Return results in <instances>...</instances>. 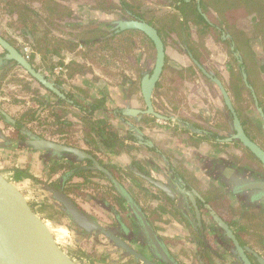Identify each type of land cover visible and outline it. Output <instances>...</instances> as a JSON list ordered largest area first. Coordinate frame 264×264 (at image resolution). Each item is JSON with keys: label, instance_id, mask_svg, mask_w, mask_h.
<instances>
[{"label": "flooded vegetation", "instance_id": "af4514ba", "mask_svg": "<svg viewBox=\"0 0 264 264\" xmlns=\"http://www.w3.org/2000/svg\"><path fill=\"white\" fill-rule=\"evenodd\" d=\"M87 1L88 0H84L83 3L87 2ZM115 1L119 3V0H115ZM130 1H132L133 4H135V6H133V11L135 13H132L131 11L125 10V9L121 10V8H122L121 5H118L115 8L117 10V12H112L111 14H109L110 18H108V20H107L110 23H112V26L105 27L104 24H102V22H101L100 25L103 27H100V28H103V29L107 28L108 30H111V27H114L116 30L117 22L121 19H131V18L144 19V20L150 22L151 24H153L154 26H156V28L159 30V32H160V34L164 40L165 48H166V64H165L163 73L161 75V78L158 81L157 86L154 90L153 100H154V106H155L156 110H158L159 112H161L162 114L167 116V118H159V117H157L153 114H150V113H138L137 115L146 114L148 124H150L151 122L154 123V121L156 122V119H157V120H160L163 122H170V123L176 122L177 124L178 123H184V125H188L190 128H193V126H194L195 128L201 129V130L196 129V132L194 131V133H191L190 129L186 128V129L182 130V133L185 136L186 135H189V136L191 135L192 137L194 136L196 138L195 139L196 143L210 145V148H213L216 146V143H217L216 139L218 137L224 143L237 141L238 142V143L236 142L237 145L244 146L239 140H233V141H227L226 140L234 132L232 113H231L230 109L228 108V106L226 105L224 96L222 94V91H221L219 85L213 79L209 78L206 74H204V72L195 63L194 59H197L209 72H211L212 74H214L215 76H217L218 78H220L222 80V82L224 83L225 87L227 88V90H228V92H229V94H230V96L234 102L236 110L238 111V114L240 116L241 104H240V101L238 100V98L241 97V95H244L245 92L243 93V91H245V90L250 92L251 95L254 96L253 90L249 87V85L253 86V89H254L256 95H258L257 89L260 86L258 85V87H257V84H255L256 82L254 81L252 75H253V73L260 74V72L264 71V68H262L259 64H257L255 61V58H253L252 55L254 54V52L252 53L250 51L249 47L245 46L244 44H243L244 46L241 45V47H239V49L237 50L235 47L236 42L230 41V39H229V37L231 36L230 33H226L224 31L222 33H220L219 31H217L214 28H211L210 31L202 34L203 36H199V38L194 37V36H198L197 34L200 35V33H198L197 26H194L193 28H186V29L184 28L183 29V31L181 32L182 33L181 37H182V40L184 42V46L181 47L178 45L176 40H173V38H172V35H175V33H177V34L179 33L178 31H175V30L171 31L170 35L169 36L167 35V33L169 34V28L170 27H174L176 29L179 27L180 30L183 27H185V25H180L178 22V19L175 18V17L179 16V11L174 7V0H139V2L138 1L136 2L133 0H130ZM71 4H73V3H70V5ZM75 4L79 5L78 2H76ZM136 4L137 5L139 4V7H137ZM146 4H148L149 6L155 7V11L150 12L149 10L145 9ZM84 8L85 9L83 12L86 16H83V14L81 15V14L76 12L74 16H72L68 19L72 22L82 23L81 24L82 26H80V27L86 28V30L88 32L87 31H85V32L89 35H93L95 33L92 30L93 25L92 24L89 25V23H91V22L89 20V16L86 14V13L89 14V12L91 10H89L87 8V6L86 7L84 6ZM136 12H145V14L142 17V16H138L136 14ZM207 14L210 16L211 20H213L217 24L219 23L218 20L214 16L210 15L209 13H207ZM254 17H255V15H254ZM96 19H99V18H96ZM181 19H182V17H181ZM83 21L86 23H84ZM94 21H92V23L96 22V21L95 22ZM97 21H99V23H100V20H97ZM8 24H9V22H8ZM94 26H98V25H94ZM58 27H60V26H58ZM71 29H73V28H71ZM71 29L69 27V31H73ZM235 29H236L235 30L236 35H239V37H238L239 40H241L243 42H244V40L247 41L249 36L247 33H245L242 30V29H247V28L244 27V25L241 23V25L240 24L237 25ZM62 30H65V29H62V27H61L60 31H62ZM125 30H135V31L132 32L133 34H130L133 37L132 41L127 40V41L123 42V44L121 45L123 48V51L121 49L123 57L118 53L121 56V59H120L121 63H119V66L121 68L126 69V63H128V62H125V60H122V59H124V55H126L125 52H126V49L128 46H130L131 48H136L137 54L140 52H143V49L137 48V45H138L137 44V38H138V35H141V37H142V35H144V38L151 45L150 49L154 48V50H155V56L151 59V65H150V68L148 71V72H150L154 67L155 57H156V49H155V45H154L153 41L141 30H138V29H125ZM14 31L17 32L18 36L19 35L21 36L20 42L19 41L18 42L13 41L12 39H9V36L3 34V32H1L0 34H2L4 37H6L8 40H10L15 46H17L18 49H20L22 51V53L26 56V58H28L32 62V64L38 70H40L42 73H44L50 80L55 82V84L65 94V97L59 96L42 84L48 90L47 98L53 103V105L51 107L41 105L37 101L38 96L35 93V91L31 88L32 86L27 87V85H32V83H35L36 87H39L41 85V83L38 80H36L35 78H33V76L30 73H28L21 65H18L16 63L22 70H24L25 76H28L29 78H31V81H24L23 82V87H24V91L29 93V99L33 102H36L38 104V106L37 107H33L31 105L26 106L28 99H26V98L23 99V98L17 97V102L18 101L21 102V103H19V105H17V107L20 106V108L16 110V111H19V115H14L10 110L4 109V107L0 104V120H2L4 123V127L3 128L0 127V132H2L4 135H6L8 137V140H5L2 136H0V144L4 148L11 149L14 152H18V153H20L24 150H29L32 152L46 151L47 155H49L51 160L53 158V160L55 161V160H57L56 159L57 157L59 159L60 158L65 159L64 160L65 164H61V166L64 165V167L67 170V175L65 177V180L63 182H60V183L57 181H54V182H50V184H49V182H47V184H48L47 190H46L47 196L51 197L57 204H60L57 200L54 199L53 193L50 190V187L63 189L66 193H68L70 195V193L68 191L67 184H69L70 181H72L75 176L84 177L85 182L90 181L89 180L90 176L98 177L100 179L104 178L110 184L109 189L111 191V196H113V200L118 205L120 212L121 213L127 212L129 214V219H130L129 226H127L126 223L121 222L120 224L122 225V227L120 228V230H119V228H116V227L110 228V229L115 230L120 235V237H122L124 240H126L132 247L137 249L139 252L143 253L150 260H152L154 262H158L160 264H168L161 257H159V256L157 257L155 255L154 250H152V247L148 243V240H147V237H146V234H145V231H144L142 225L139 224V218L133 212V210L131 209V207H130V205L126 199L125 200H126L128 208L125 210L122 209V207L119 204L116 197H120L123 195L119 192V190L115 186L114 182L111 180L108 173L97 168L94 160L91 158H79L78 156H76L74 154H71V153L66 154L63 152L59 153L56 150L36 149L28 142V139H30L32 137V135L50 138L52 140H55V141H58V142H61V143H64V144H67L70 146L79 147V148L89 152L90 154H92L100 162V164L102 166H104L108 171H110L113 174V176L125 187V189L128 191V193L134 199V201L143 209L149 223L152 225L154 230L157 232L158 236L162 240V242H163L165 248L167 249L168 253L170 254L171 258L174 261H176L177 264H245L242 257L238 253V248H237V245L235 244L234 239L228 235L227 231L225 230V228H223L221 226V224L217 220L216 216H219L220 218L223 219V221L226 224H228V226L230 227V229L234 233L235 237L239 241L240 245L243 247V249H244L246 255L248 256V258L250 259V261L253 264H264L259 260V255L264 258V205H263L264 202L260 204V206L258 208L259 210L255 212V213H257L255 218H257L259 220V221L256 220L257 227L249 230L247 225L245 226L243 224L238 223L239 225H241V227H240L239 225L235 224V223H237L236 221H233L234 216H236V218H241V219H243L245 217L240 215L238 213V211L236 209H234V207L231 204H229V202L227 200V195H228L227 193H231L232 190H231V192H228L226 190H219L216 188L217 187L216 184H213L214 182L205 183L204 180L202 179L203 176L199 177V175L196 176L195 174H192L191 173L192 170L188 166H185L182 168L181 167L177 168V166H176V167L172 168L173 174L175 175V177H177V181H179L177 183L178 189H176L170 183L164 181L163 179H161L158 176H156L155 174H153L150 169L141 168L139 165H137L138 169L137 168L123 169V168H121L115 164L110 163V162L106 163L103 160V158H101L97 154V152H95L94 150L83 148L82 146H80V144L71 141L68 137L71 134L77 135L79 137V139H82L85 142H86L87 137L88 138L90 137V138H92L93 143L96 145L95 148L96 147L98 148L97 151L100 149V151L104 152V154H107L108 151L110 152L111 148L106 146V144L104 143V139H108V135L97 131L98 128L96 129V131H90L88 129V124H89L90 120H91V122L97 123L98 121H100L102 119H107V121L110 124L108 129L112 130L111 129L112 123L110 122V119L105 117V116L96 118V114H100L99 110L94 111L93 113H90L89 111L83 110L82 108H80V106L76 105V102H82L85 104L86 101H84V100L81 101L79 99H80V97H81V99H86V98H83L81 95H78L79 97L76 98L75 94H73L71 92L70 93L65 92L64 89L61 88V85L57 82V80L54 79V76H53L54 74H56L57 77L63 76L64 72L67 70V66H65L64 63L56 62V64L53 67H47V68H44L42 70L39 69L34 64L35 63L34 61H35L37 54H40V53L33 47L31 42L26 38L25 35L20 34L19 31L15 30V29H14ZM65 31H67V30H65ZM54 32H56V31L54 30ZM116 32H120V31H116ZM58 33H61V32H58ZM207 35L210 38H207V37L205 38V36H207ZM77 39H79V38H77ZM211 39H212V42L214 44H216V42H215L216 39H218L219 42H221V43H228L229 44V50L224 51V54H226L227 59H225L221 63L217 60V58H212L213 60L215 59L213 62L214 66H210L207 62L208 60L211 61L207 55V51L209 52V49H211V44H210L211 42H209L208 40H211ZM169 40H172V41H170V43L172 42L171 44L174 47L179 48L180 50L178 49V52H180L183 56H185L187 58V60L189 61V63L186 62L187 65H182V64L176 62L174 66L171 65L172 68L167 67L168 66V60H169L168 54H167L168 43H169L168 41ZM196 43L200 44V50L202 53V57H199L197 55V53H195L194 49L191 51L189 48L190 46H195ZM25 45H27L29 47V49H30L29 51L25 50ZM73 48H77V46L76 45L70 46L68 48H65L64 50L73 49ZM2 50H3L4 56H5L6 51L3 48H2ZM63 51L60 54H62ZM80 52H82V51H80ZM110 54L111 53H109V55ZM115 55H116V53H115ZM204 55L207 56L206 59H205ZM230 55H231V58L234 60L233 62L232 61L230 62V60H229ZM149 56L151 57L150 54H149ZM251 56H252V58H250ZM131 58H132V54H131ZM250 59H252L251 62H250ZM244 60H245V64H242L241 62H244ZM9 62H15V61L9 60ZM193 64L196 66V69H194L195 72L191 71V67L193 66ZM167 69H169L171 72V78L177 82L179 81V83H184V81H188V80L192 81V82L194 80H196V82L199 83V81L201 80L200 78H205L207 80H210L215 85V87H217L218 91L220 92V96L222 98V101L224 103V108H223V110L225 111L224 115H223L224 119H225L224 123H227L226 119L228 121V118H230L232 129L231 130L226 129L225 127H222V126L218 125V123H216L215 118H216V115L218 113L217 110H216V112H212V111H209V112L208 111H202L201 112V111H199L198 113L191 111V114H182V113H179L177 111L179 103L175 104V101L172 98H168V100H169L168 110H165V109H167L166 107L164 109H159L157 104L161 100H164L166 95H170L173 98L176 97V96H173L174 94H170V91H172L173 89L176 92L182 93L183 96H185L188 99V97H187L188 92L186 90H184L183 87H176V85L175 86H173V85L168 86L167 88H165L166 91L164 93L161 90L159 91V88L161 87L160 85H161L162 80H163L162 78H164L165 71H167ZM180 72H182V74ZM244 73L247 74V81L244 78ZM183 75L188 76V77L186 79H184ZM249 77H251V79H249ZM196 82H194V83L198 84ZM260 88H262V87H260ZM78 90H79V88H78ZM1 91H3V90H1ZM168 91H169V94H168ZM202 91L204 93L206 91H208V85L206 83H205V86L203 87ZM195 96H197L196 93H195ZM236 97H237V100H236ZM58 98H63L64 100H66V102L68 104L60 105L59 103H57ZM254 99H255V97H254ZM177 101H180V100L177 99ZM258 101H259V106L262 105V109L264 111V105L261 103L260 100H258ZM255 102H256V100H255ZM144 103H145V101H144ZM170 104H171V106H170ZM72 106L77 108L78 111L73 110ZM145 106H146V104H145ZM257 106H258V104H257ZM29 109L37 110L38 118L27 122L25 125L18 127V124H19L18 119H20L21 115ZM58 110L61 111L60 113L62 114L61 122L55 116L56 113L58 112ZM3 111L8 113L14 119V121L9 120ZM176 114H179V116H181V118H182L181 121H178L175 118H173V116H175ZM260 114L262 115L261 112H260ZM196 116L198 117L197 119H196ZM241 116H240V119H241V121L245 127V124L243 122V118ZM262 116L264 117V115H262ZM193 118H195V120H193ZM187 120L188 121L190 120L191 123L189 124L188 122H186ZM177 124H176V126L175 125L174 126L178 127ZM245 129H246V127H245ZM220 130L225 131L227 133V135L223 134L220 137L219 136ZM246 131H247V129H246ZM247 133H248V131H247ZM252 138L255 140L254 137H252ZM110 139H109V141H110ZM18 140H22L21 141L22 143L17 144ZM256 142H258V141H256ZM12 144L16 145V147H18L20 149L16 150L12 146ZM118 144H119V142H118ZM260 145L264 147V144H260ZM244 147L249 152H251L246 146H244ZM118 149L119 148H117V150ZM251 153H250V156H252V158H257L254 154L251 155ZM182 166H184V165H182ZM80 169L85 170V172H83L84 174H76V172ZM122 171L131 180V184L133 187L132 191L129 190L124 185ZM158 171H159V169H158ZM140 173H144L147 176H150L154 181L162 182L164 185L169 187L172 194H169L168 191H166L165 189H163L162 187L157 185L152 180L147 179L146 177L142 176ZM30 177L32 179H35L36 181H42L40 178L34 176L33 174ZM186 177H188V178H186ZM193 182L199 183L200 187H201V185L205 186V188L208 189V191H197L196 190L197 187H195L193 185L194 184ZM249 185H253V184L250 183ZM93 186L95 188L99 187V185H97V184H94ZM135 189L136 190L138 189V190L144 192L145 195L148 197V199H150L151 202L153 200L159 201L158 204L155 206L156 208L153 209L149 206L142 205L139 202V198L137 197V193L133 192V191H135ZM209 191H211V192H209ZM107 196H108V194H107ZM213 196L215 198H217L219 201L218 200H216V201L220 202L222 205H216L217 204L216 201L212 199V198H214ZM71 197L73 198V196H71ZM262 201H264V196H263V198H258V199H255V200H252L249 202L255 203V202H262ZM31 205L34 207V205L32 203H31ZM221 206L226 207V208H228V210L232 211V214L230 215V217H227V215L223 212L224 208H221ZM84 211H86V210H84ZM161 211L162 212L168 211V213L170 215H174V219L179 220L180 226L184 230L183 236L180 238V240L178 239V245L177 246H175V242L171 238L166 237L165 235H160L158 230H157V226L153 222V221H155L154 218H156L157 216L158 217L160 216L159 213ZM89 215L92 216L91 214H89ZM94 219L97 220L96 218H94ZM70 220H71V222H73L76 229L80 228L71 218H70ZM46 223L48 224V226L50 227V229L52 231H54V230L58 231L57 234L53 232L58 243H59V239H58L59 237L62 238L63 241H65V242L66 241L68 242L67 239H68V237H70V239H73L71 241H73L74 243H76L78 245V247H80L79 246L80 243L78 242L79 243L78 244L77 242L74 241V235L72 234L74 232L72 230H70L71 232H70V234H68V233H65V230L60 229L64 233V238H63L61 233L59 232V229H57L54 226V224H52V223L50 224L48 222H46ZM107 228H109V227H107ZM68 229H71V228L68 226ZM90 234H94V233H90ZM98 234H101V233H98ZM101 235H103V234H101ZM71 237H73V238H71ZM104 237L107 238L106 236H104ZM107 239L112 244H114V246L116 248L122 250L126 254L125 255L126 257H124V256L121 257V260L123 262L133 261L135 264L137 262H138V264H144L142 259H137L133 254H130L124 248L117 246L115 244V242H113L111 239H109V238H107ZM60 246L62 248L64 247V245H62V244H60ZM247 247L250 248V250ZM83 251L85 253L88 252L86 250H83ZM88 253L92 254L91 252H88ZM256 253L259 255H257ZM83 264H86V263H83Z\"/></svg>", "mask_w": 264, "mask_h": 264}, {"label": "crops", "instance_id": "0c3cea01", "mask_svg": "<svg viewBox=\"0 0 264 264\" xmlns=\"http://www.w3.org/2000/svg\"><path fill=\"white\" fill-rule=\"evenodd\" d=\"M37 5L39 6L38 3ZM65 20L60 21L55 19L59 23H64ZM60 26L64 28L66 24H61ZM51 33L59 34L53 30ZM76 46L77 48L66 49L62 54L53 56L54 61L64 63L67 66V70L63 76L57 77L54 74V79L57 80L65 92L70 93L71 91V93L75 94L76 98L79 97L78 95L86 98L81 99L80 97L79 100L86 101L85 104L87 105L98 100V97H100L98 94L104 92L102 95H105V105L108 110L106 113L99 111L100 114H96V118L105 116L110 119L112 123L111 129L119 140L117 141L119 142L117 146L119 149L116 153L108 151L107 154H104L100 149L97 151L98 148H95L96 145L90 137H87L85 142L79 139L77 135L71 134L68 136L69 139L80 144L83 148L94 150L106 163L110 162L123 169H138L137 165L141 168L150 169L153 174L170 183L176 189H178L177 183L179 181H177V177L173 174L172 168L176 166L177 168L188 166L192 170V174L199 175V177L203 176L202 179L205 183L214 182L213 184H216V188L219 190H226L228 192L232 190L231 193H227V200L240 215L245 217L241 219L234 216L233 221H236L237 223L235 224L237 225H247L249 230L256 228V220H259L255 218L257 214L255 212L259 210L260 204L264 201L255 203H250L249 201L263 198L264 187L249 184L264 181V167L259 160L252 158L250 152L244 146H239L234 141L224 143L218 137L216 139V146L213 148H210V145L207 144L196 143L194 136H185L182 133V130L186 128H189L191 133L196 132V129L201 130L194 126L190 128L188 125H184V123L163 122L157 119L156 122L148 124L146 114H131L129 111L131 108L144 109L146 107L141 91V79L149 71L151 65V59L146 58V52L137 54L136 48L128 46L125 52L126 55L122 59L128 62L126 63V69H124L119 66V63H121V56L119 55L121 49L117 50L115 55L113 49H104L98 45L89 47L84 45L82 41L76 44ZM172 49L174 53L171 54V64L174 66L178 62L182 65H187L184 62L185 56L174 48ZM109 53L111 54L109 55ZM167 54L169 57L168 50ZM225 59L227 57L224 53H221L220 58H217L221 63ZM34 62L41 70L51 65L48 60L43 59L41 54H37ZM167 67L172 68L169 65ZM24 73V70L17 64L5 59L4 52L0 46V104L2 103L4 109L20 108V106L16 107L14 105L17 102V98L11 100V96L8 93L15 94L19 98L28 99L26 106H38L36 102L29 99V93L24 91L23 82L31 81V78L25 76ZM162 79L159 91L161 90L164 93L166 91L165 88L170 85L183 87L192 97L185 100L186 106H191V111L197 113L200 110L209 112L205 107V103H208L206 102V94L198 84L189 80L179 83V81L177 82L172 78ZM31 86L33 90L36 88L35 83H32ZM195 87L198 89L195 90ZM73 88L76 92H72ZM86 92L90 94L88 97H86ZM195 93L197 96H195ZM168 98L174 99L172 96L166 95L165 99L161 100L165 102V107L167 108L165 110H168ZM101 100L104 101V99ZM18 103L21 102L18 101ZM72 109L78 111L74 106H72ZM182 110V107L178 105L177 111L182 113ZM173 118L178 121L182 119L179 114H176ZM251 119L253 118L251 117ZM186 122L191 123L190 120ZM249 123L246 120L245 127L250 136L254 137L260 144H264V132H258L262 138L252 133L255 127ZM176 124L178 127H175ZM0 127H4L2 120H0ZM229 128L231 130L232 125ZM219 133L220 137L223 134L227 135L223 130H220ZM47 157L49 155H47L46 151L32 152L24 150L18 153L4 148L0 144V170L25 193L29 201L34 205L36 212L46 222L54 224L57 229L65 230V233L70 234V230L74 232L72 233L74 241L79 242L80 247L73 241L72 244L66 241L67 245L63 248L78 264H135L133 261L123 262L121 257H126V254L116 248L103 235L98 233L88 234L81 228L76 229L60 204H57L51 197L47 196V182L49 184L54 181L63 182L67 175L66 168L64 165L61 166V164H65L64 158L59 159L57 157V160L54 161L53 158L51 160L50 157ZM32 174L42 181L32 179L30 177ZM122 176L124 185L132 191L131 180L123 171ZM89 178L90 181L85 182L84 177L75 176L67 184L70 195L73 196L84 210L104 226L109 228L116 227L119 230L122 227L121 222L129 226V214L127 212H120L118 205L113 200V196H111L109 182L104 178V180L92 176ZM193 183L197 187V191H208L205 186L201 185L200 187L199 183ZM94 184L99 185V187L95 188ZM133 192L137 193L139 202L142 205L153 209L156 208L155 206L159 201L153 200L151 202L145 193L138 189H135ZM212 199L218 200L215 197ZM218 201L215 204L222 205ZM221 208H224L223 212L227 217H230L232 211L226 207L221 206ZM159 214L160 216L154 218L155 221H153L157 226L159 234L171 238L175 242V246H177L178 239L180 240L184 234L179 220L174 219V215H170L168 211H161ZM68 226L71 229H68ZM239 226L241 227V225ZM82 249L92 254L85 253Z\"/></svg>", "mask_w": 264, "mask_h": 264}, {"label": "water", "instance_id": "95a60500", "mask_svg": "<svg viewBox=\"0 0 264 264\" xmlns=\"http://www.w3.org/2000/svg\"><path fill=\"white\" fill-rule=\"evenodd\" d=\"M125 29H138L144 32L154 43L156 49V57L154 67L150 72L144 74L141 79V91L146 104V108L138 109L131 108V114L150 113L159 118H167L164 114L156 110L154 106V90L158 81L161 78L166 64V48L164 40L159 30L150 22L140 19H121L117 22L116 31ZM0 46L6 51L5 59L13 60L18 65H21L33 78L38 80L45 87L53 91L59 96L65 97L62 90L50 80L44 73L38 70L32 62L26 58L17 46L10 40L0 34ZM195 63L209 78L213 79L220 87L224 96L226 105L230 109L233 116V134L227 138V141L239 140L246 146L260 161L264 167V147L256 142L247 133L234 102L220 78L209 72L197 59ZM244 78L247 81V74L244 73ZM249 87L253 90V94L258 104L262 115L264 111L259 106L258 97L252 85ZM6 117L14 121V119L5 111ZM5 140L8 137L0 132ZM28 142L36 149L56 150L57 152L71 153L79 158H91L94 160L96 167L109 174L111 180L119 192L128 201L131 209L139 218V224L142 225L148 243L154 250L155 255L161 257L168 264H177L174 261L162 240L149 223L143 209L134 201L125 187L108 171L100 162L89 152L75 146H70L50 138H45L37 135H32ZM147 179L152 180L157 185L172 194L169 187L160 181H154L150 176L140 173ZM253 185L264 186V181L253 182ZM53 197L60 203L63 211L86 233H101L111 239L115 244L133 254L137 259H142L144 264H160L147 258L143 253L132 247L126 240L110 228H107L102 223L95 220L86 211H84L76 201L63 189L51 188ZM217 220L228 235L232 237L238 248V253L242 257L245 264H253L246 255L243 247L235 237L234 233L222 218L216 216ZM248 248V247H247ZM250 250V248H248ZM257 254V253H256ZM259 255V254H257ZM259 260L264 263V258L259 255ZM0 264H78L57 242L54 233L46 223V221L36 212L30 201L27 199L24 192L9 178H7L0 170Z\"/></svg>", "mask_w": 264, "mask_h": 264}, {"label": "trees", "instance_id": "16d2710c", "mask_svg": "<svg viewBox=\"0 0 264 264\" xmlns=\"http://www.w3.org/2000/svg\"><path fill=\"white\" fill-rule=\"evenodd\" d=\"M34 1L35 0H0V4L2 3V8L9 16V25L15 30L19 31L20 34L26 36L33 47L42 55L43 59L48 60L51 63L50 67H53L56 64V61L53 60L54 55H60V53L65 48L74 46L81 41L86 46L92 47L98 45L104 49H113L116 53L119 48L123 51L121 46L123 42L127 40L132 41L133 39L132 35L130 34H133L132 32L135 30H123L116 32L114 27H111V30H108L107 28H100L103 27L100 25L101 22L105 27L112 26V23L107 20L110 18L109 14L112 12H117L115 8L118 5H121V10L125 9L135 13L133 11V6H135V4H133V2L130 0H119V3L115 0H88L85 3H83V0H79L77 2L80 4V6L76 5L75 3L71 5L68 4V0H37L39 6L34 4ZM133 1L139 2V0ZM84 6H87V8L91 10L89 14L86 13L89 16L91 23L94 20L101 21L99 24H96L98 26H94L95 24H92V30L95 32L93 35L87 34L85 32L87 30L84 27L79 29V26H82V23L72 22L68 19L74 16L76 12L86 16L83 12L85 9ZM136 6L139 7V4H136ZM174 7L179 11V16L177 15L178 17L175 18L178 19L180 25H185V27H183L181 30L179 27L177 29L170 27L169 34L167 33L168 36L170 35L171 31L175 30L182 34L181 32L184 28H193L194 26H197L198 33H200V35L197 34L198 36H194L197 38H199V36H203L202 34L210 31L211 28L216 29L220 33L224 31L226 33H230L231 36L229 39L230 41L236 42L235 47L237 50L243 44L249 47L250 51L254 52L252 56L255 58L256 63L264 68V48L261 49V51L255 48L251 49L250 46L252 39L249 37L247 41L244 40L243 42L239 40V35H236L235 31L233 30L237 25H241V23H243L241 18L254 14L257 18L255 30L256 32H261L264 35V0H174ZM207 13L214 16L219 23L217 24L211 20ZM136 14L143 17L145 12H136ZM55 19L60 21L66 19L64 23L67 27L70 26L73 28L71 29L73 31H59L60 28L58 26L65 24L61 22L59 23V21L57 22ZM52 30L61 33L52 34ZM1 32L2 31H0V33ZM253 40L255 42H260L261 39L258 36H254ZM189 48L191 51L193 50V46H190ZM122 51L120 53L121 56ZM252 56L250 58H252ZM13 63L16 64V62ZM241 63L245 64V60ZM194 69H196V66L193 64L191 71L195 72ZM180 73L182 74V72ZM249 79H251V77H249ZM28 86L31 87V85H27V87ZM34 91L38 96V103L47 107H51L53 105V103L47 98L48 90L42 84L39 87H36ZM102 94H104V92H102ZM102 94H98L100 96L98 97L99 99L95 100L94 103L88 104L89 106L82 102H76V105L89 111L90 113L97 111V109L100 112L106 113L108 108L105 105V95ZM89 95V93L86 94L87 97ZM187 97L189 99L192 98L190 94H187ZM101 99H104V101ZM57 103L60 105L68 104L63 98H58ZM60 112L61 111L58 110L55 116L61 122L62 114ZM37 113V110L33 109H29L24 112L20 119H18V127L25 125L29 121L37 119ZM246 120L247 119H243L244 124L246 123ZM109 126L110 124L107 119H102L97 123L91 122L90 120L88 129L90 131H96L98 128L97 131L107 134L108 139H104V143L107 147L111 148L110 151H112V153H116L118 152V137L112 130L108 129ZM21 141L22 140H18L17 144L22 143ZM12 146L16 150L20 149L16 147V145L12 144ZM251 155H253V153H251ZM83 172H85V170L80 169L76 172V174H84ZM116 198L123 210L128 208L126 200L123 196Z\"/></svg>", "mask_w": 264, "mask_h": 264}, {"label": "rangeland", "instance_id": "374dc122", "mask_svg": "<svg viewBox=\"0 0 264 264\" xmlns=\"http://www.w3.org/2000/svg\"><path fill=\"white\" fill-rule=\"evenodd\" d=\"M22 1H25V0H22ZM77 1L79 0H71L69 1L68 0V4L70 3H76ZM82 1V0H81ZM84 1V0H83ZM244 1H248V0H244ZM34 4H37L38 1L35 0L33 2ZM2 4V3H1ZM0 4V31L3 32V34L5 35H8L9 36V39H12L13 41H19L20 42V35L18 36L17 35V32L14 31V28H12L8 22H9V16L8 14H6V12L4 11V9L2 8L3 5ZM80 5V4H79ZM145 9L149 10L150 12H154L155 11V7H152V6H149L148 4L145 5ZM256 17H254V15H249L247 17H244V18H241V20L243 21V25L244 27H246L247 29H242L245 33L248 34V36L252 39L251 40V46L250 48H255V49H258L259 51H261V49L264 48V35L263 33L261 32H256L255 28H256ZM101 22V21H100ZM90 24H99V21H96L95 23H89ZM80 27V26H79ZM61 29V27H59ZM234 28V27H233ZM59 29V31H60ZM62 29H65L67 31H69V27H66L64 26V28L62 27ZM81 29V27L79 28ZM234 31L236 30L235 28L233 29ZM105 32V31H103ZM107 32V31H106ZM109 34V33H107ZM106 34V35H107ZM254 36H258L261 40L260 42H255L253 40V37ZM210 38L208 35L205 36V38ZM217 37V36H216ZM172 38L173 40H176V42L178 43L179 46L183 47L184 46V42L182 40V37H181V34H177L175 33V35H172ZM219 39V38H218ZM216 39L215 42L216 44H214L212 42V39L211 40H208L209 42H211V49H209V52L207 51V55H208V58L212 61H207L208 64L210 66H214V60L212 58H220V54L224 51H227L229 50V44L228 43H221L219 42V40ZM170 41L172 40H169L168 42V51H169V57H168V65L171 66L172 64V56L171 54L174 53L172 52V48H174L175 50L178 51L179 48H176L174 47ZM137 48H140V49H143V52H146V58H150L152 59L154 56H155V50L154 48H151L150 49V44L149 42L144 38V35H138V38H137ZM195 47V48H194ZM193 49L195 51V53H197V55L199 57H202V53H201V50H200V44L199 43H196L195 46H193ZM145 50V51H144ZM180 50V49H179ZM253 53V52H252ZM149 54L151 55V57L149 56ZM205 59H206V55H204ZM230 62L234 61L232 58H231V55H230ZM154 61V60H153ZM152 61V62H153ZM252 61V59H250V62ZM184 62H187L189 63V61L187 60V58L185 57V61ZM46 64V63H45ZM170 68V67H168ZM184 76V75H183ZM253 79L254 81L256 82L255 84H257V87L258 85L260 87H258L257 89V92H258V100L261 101V103L264 105V71L263 72H260V74L258 73H253ZM188 76H184V79H186ZM164 78L166 79H170L171 78V72L169 69H167L166 71V75L164 76ZM201 80L199 81L198 85L199 87H201L203 89V87L205 86V83L208 85V91L205 92L206 94V102L208 103H205V107L209 110V111H212V112H216L217 110V115H216V118H215V121L216 123H218V125L222 126V127H225L226 129H230V125H231V121H230V118H228V121L226 119V122L227 123H224L225 119H224V103L222 101V98L220 96V92L218 91L217 87H215V85L210 81V80H207L205 78H200ZM193 82H196V80H194ZM263 84V85H262ZM198 89L195 87V90ZM200 89V88H199ZM12 90V89H10ZM7 91V90H6ZM6 91H3V92H6ZM9 92V91H7ZM71 92V91H70ZM72 92H76V90L73 88ZM245 92V93H244ZM244 95H241V97L238 98V100L240 101V104H241V108H240V111H241V115L243 117V119H247V121H249L252 125H254L255 127V130H252V133H255L257 135H259V137L262 138V136L258 133L260 131V133H263L264 132V117L260 114V109L258 108L256 102H255V99H254V96L251 95L250 92L248 91H243ZM168 94H169V91H168ZM170 94H174L173 96H176L174 97V101H175V104L179 103V107H182V114H191V106H186V97L183 96L182 93L180 92H176L174 89L172 91H170ZM9 96H11V100L12 99H15L17 98V96L15 94H9ZM177 99H179L180 101H177ZM210 100V101H209ZM236 100H237V97H236ZM16 103V102H15ZM18 103V102H17ZM14 104L16 105H19L18 104ZM174 104V103H173ZM2 105V103H1ZM158 108L159 109H164L165 108V102L164 101H160L158 104ZM188 105V104H187ZM185 106V107H184ZM262 107V105H261ZM17 109H14V108H10V111L14 114V115H19V111H16ZM202 112V110H200ZM251 117L254 119H251ZM249 123V124H250ZM229 132V131H228ZM54 233L57 234V230H54L52 231ZM59 232L61 233L62 237L64 238V233L59 229ZM59 241H60V244L66 246L67 245V242L63 241L62 238H58ZM68 242L70 244H72V241L70 239V237H68Z\"/></svg>", "mask_w": 264, "mask_h": 264}, {"label": "built area", "instance_id": "2783aa9c", "mask_svg": "<svg viewBox=\"0 0 264 264\" xmlns=\"http://www.w3.org/2000/svg\"><path fill=\"white\" fill-rule=\"evenodd\" d=\"M25 50L29 51V47L27 45H25Z\"/></svg>", "mask_w": 264, "mask_h": 264}]
</instances>
